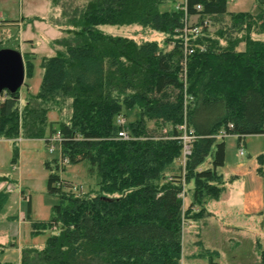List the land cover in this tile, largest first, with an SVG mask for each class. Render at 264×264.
Wrapping results in <instances>:
<instances>
[{
  "label": "trees",
  "instance_id": "obj_1",
  "mask_svg": "<svg viewBox=\"0 0 264 264\" xmlns=\"http://www.w3.org/2000/svg\"><path fill=\"white\" fill-rule=\"evenodd\" d=\"M173 1L85 0L70 7L67 35L52 42L54 56L42 59L38 93L27 92L21 114L20 90L1 95L0 139L13 143V163L15 139L59 132L61 157L86 163L98 189H69L59 159L46 161L47 192L58 202L47 221L31 225L56 233L41 249L22 248L19 262L0 264H181L184 224L201 218L204 204L223 190L226 148L218 134L236 135L239 145L245 136L264 135V0H253L250 12H230L228 0H184L160 10ZM104 24H136L165 36L139 43L103 33L97 27ZM189 24L200 32H186ZM6 41L19 51L17 34ZM23 57L27 80L36 56ZM134 107L136 119L119 126L117 118ZM50 111L60 112L58 122L48 121ZM183 125L195 136L184 174L176 165ZM121 130L129 140L118 137ZM256 162L264 183V152ZM183 192L190 196L186 207ZM9 195L0 190V214ZM204 253L214 264L218 253Z\"/></svg>",
  "mask_w": 264,
  "mask_h": 264
},
{
  "label": "rangeland",
  "instance_id": "obj_2",
  "mask_svg": "<svg viewBox=\"0 0 264 264\" xmlns=\"http://www.w3.org/2000/svg\"><path fill=\"white\" fill-rule=\"evenodd\" d=\"M184 0L160 6L161 11H170ZM85 0H0V49H13L14 42L6 43L9 36L19 38L18 50L33 52L32 76L20 88L19 113L23 109L27 92L37 94L43 76L42 59L52 57L57 48L52 44L56 39L66 36L65 11L70 7L81 6ZM253 0L228 1L231 12H250ZM69 15V14H68ZM30 18H35L30 20ZM197 17L190 19L196 23ZM210 25V24H209ZM103 33L130 37L137 42L161 41L165 34L140 25H111L97 27ZM216 27L211 26L214 30ZM31 40V42H29ZM3 97H0V100ZM126 123L134 121L136 107L124 112ZM59 111H50L48 121L58 122ZM152 123H150V126ZM57 124H54V128ZM44 139H15L19 147V159H13V143L0 139V190L8 192L9 200L0 214V262H19L21 249L28 246L43 248L47 239L56 233L50 228L34 232L28 219V198L31 200L33 221H47L50 217L49 205L56 204L58 198L47 192L48 170L45 162L60 158V151L50 152V145ZM244 141V142H243ZM225 164L220 169L223 176V190L218 199L204 204L201 218L189 220L183 226V252L181 264H211L205 250L219 249L222 253L212 255L214 264H260V248L264 247V183L256 173L258 155L264 152V135L245 136L238 144L237 136L225 138ZM240 148L243 155L239 154ZM181 160L177 161V167ZM59 175L65 179L75 192H89L98 189L94 177L88 175L86 163L67 164ZM21 191L23 197H21ZM116 195H112L115 197ZM186 207L190 201L187 195ZM202 207H196L199 211ZM215 251V250H211ZM220 257V258H219Z\"/></svg>",
  "mask_w": 264,
  "mask_h": 264
},
{
  "label": "built area",
  "instance_id": "obj_3",
  "mask_svg": "<svg viewBox=\"0 0 264 264\" xmlns=\"http://www.w3.org/2000/svg\"><path fill=\"white\" fill-rule=\"evenodd\" d=\"M228 1H234V0H228ZM198 9L200 8L199 6L197 7ZM201 30V27L198 25H188L185 28V31L191 34H198ZM1 97V96H0ZM117 124L119 126H123L126 124V119L124 116L120 115L117 118ZM230 127L232 128L233 126L230 125ZM180 129L183 131L182 136L180 137V139L183 141V147H182V153H181V157L179 160H181L180 166L183 170V174H184V169H185V165L187 162V159L191 156L192 154V142L195 139V136L192 134V132L187 130V127L185 125L180 126ZM231 134L226 133L225 131H221L218 134V138H226L228 136H230ZM118 137L120 139H125V140H129L130 136L128 135V133L125 130H121L118 133ZM62 136L60 135L59 132H57L56 134L50 136L46 142L50 145L49 150L50 152H54L56 149H58L60 151V155H59V163L61 166H64L69 164V160L68 158L65 157H61V142H62ZM242 142V141H241ZM241 144V143H240ZM240 155H243V149L240 148L239 151ZM182 197H184V192L181 194Z\"/></svg>",
  "mask_w": 264,
  "mask_h": 264
},
{
  "label": "water",
  "instance_id": "obj_4",
  "mask_svg": "<svg viewBox=\"0 0 264 264\" xmlns=\"http://www.w3.org/2000/svg\"><path fill=\"white\" fill-rule=\"evenodd\" d=\"M26 72L23 55L14 49H0V96L15 93L25 84Z\"/></svg>",
  "mask_w": 264,
  "mask_h": 264
},
{
  "label": "crops",
  "instance_id": "obj_5",
  "mask_svg": "<svg viewBox=\"0 0 264 264\" xmlns=\"http://www.w3.org/2000/svg\"><path fill=\"white\" fill-rule=\"evenodd\" d=\"M228 10H229V9H228ZM230 12H231V11H230ZM62 37H63V36H62ZM62 37H61V38H62ZM29 42H31V40H29ZM22 192H23V191H21V195H20L21 197H23ZM28 201H30V204H31V200H30V198H28ZM53 205H55V204H51V205L48 206L49 209H50V213H51V208H52ZM31 214H32V210H31V212H30V215H28V219H29V220L31 221V223H32V222H35V221H33V219H32V215H31ZM47 220H48V219H47ZM36 222H37V221H36ZM211 250H215V251H217V252L220 254L219 256L222 257V253H221V251H220L219 249L215 248V249H211ZM220 257H219V258H220ZM213 263H215V262L213 261Z\"/></svg>",
  "mask_w": 264,
  "mask_h": 264
},
{
  "label": "bare ground",
  "instance_id": "obj_6",
  "mask_svg": "<svg viewBox=\"0 0 264 264\" xmlns=\"http://www.w3.org/2000/svg\"><path fill=\"white\" fill-rule=\"evenodd\" d=\"M199 26V25H198ZM182 197V196H181ZM182 199H185V196L184 197H182Z\"/></svg>",
  "mask_w": 264,
  "mask_h": 264
}]
</instances>
